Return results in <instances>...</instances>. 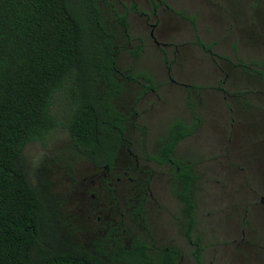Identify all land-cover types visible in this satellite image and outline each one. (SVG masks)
Returning <instances> with one entry per match:
<instances>
[{
    "label": "rangeland",
    "instance_id": "obj_1",
    "mask_svg": "<svg viewBox=\"0 0 264 264\" xmlns=\"http://www.w3.org/2000/svg\"><path fill=\"white\" fill-rule=\"evenodd\" d=\"M93 1L94 6L89 0H71L99 44H88L94 90L102 96L108 90L97 68L105 56L103 38L94 29L95 22H101L115 35L114 80L122 89L113 105L127 118L128 147L153 172L151 189L162 208L151 217L159 231L172 234L166 213L175 201L165 191L167 169L144 157L154 153L169 123L182 119L190 124L193 112L199 128L180 143L177 155L197 175L194 236L203 247L200 264H264V213H258L264 191H256V197L250 193L264 182V129H259L264 122V0H154L155 12L152 0ZM119 15L127 17V31L119 26ZM196 37L210 53L196 45ZM139 75L150 77L152 88L146 90L143 80L127 79ZM71 98L64 89L58 92L51 107L57 126L45 141L28 144L24 154L29 181L44 197L52 243L73 240V246L81 247L94 228L88 225L89 215L77 208L87 201L84 179L96 162L70 141ZM117 163L123 168L133 163L124 145ZM122 191L123 197L129 196ZM124 222L127 243L135 229L126 217ZM151 233L154 244L163 246L165 238L154 229ZM185 261L194 264L188 247Z\"/></svg>",
    "mask_w": 264,
    "mask_h": 264
},
{
    "label": "trees",
    "instance_id": "obj_2",
    "mask_svg": "<svg viewBox=\"0 0 264 264\" xmlns=\"http://www.w3.org/2000/svg\"><path fill=\"white\" fill-rule=\"evenodd\" d=\"M89 1L94 6V1ZM152 1L155 12L158 4ZM75 6L71 0H0V264H115L70 241L58 246L52 243L46 231L44 197L29 181L24 154L28 144L45 141L57 126L51 107L63 89L72 97L74 106L67 128L80 154L110 165L116 146L123 141L120 133L124 132L127 118L113 105L122 89L114 80L118 74L115 35L103 23L95 22L94 29L105 46L98 74L108 87L103 96L97 95L95 74L89 72L88 44H99L92 40L85 16ZM117 21L124 31L128 30L125 15H119ZM196 45L210 53L197 37ZM127 79L136 83L143 80L146 90L152 88L146 75ZM199 124L193 112L190 124L174 121L169 126L171 142L161 141L156 154L147 158L159 165L166 163L175 145L192 136ZM178 174L184 181L188 226L185 235L193 243L190 193L197 175L188 164L180 167ZM196 246L193 257L200 264L203 247L199 243Z\"/></svg>",
    "mask_w": 264,
    "mask_h": 264
},
{
    "label": "flooded vegetation",
    "instance_id": "obj_3",
    "mask_svg": "<svg viewBox=\"0 0 264 264\" xmlns=\"http://www.w3.org/2000/svg\"><path fill=\"white\" fill-rule=\"evenodd\" d=\"M139 14L144 16L142 12ZM190 113L192 118V112ZM179 120L186 123L182 119ZM126 122L127 119L125 125ZM259 125V129L263 130L264 122H261ZM169 126L170 123L163 136L158 139L154 153L146 155L144 159L147 163L167 169L168 180L165 181V191L168 197H172L175 201L174 205H172L173 203L170 204L169 211L166 213L168 216L167 220L173 228L172 234L170 236L161 234L156 224L157 221L154 217H151V215H160L162 208V204L157 202L151 189L153 172L145 165L140 164L137 156L128 147L130 146V142L126 137V127L124 126V132L120 133L123 141L120 145L116 146L112 163L108 165L102 160L97 162L94 160L96 163H93L91 174L84 179V185H86L84 194L87 201L85 200L84 202L83 200V208H77V211L81 215H89L87 217L88 225L94 228L92 235L86 239L88 241L81 246L84 250L105 261L110 262L114 260L115 264H186L185 253L188 247L194 264H197L193 253L198 249L196 243L200 244L201 239L194 236L197 229V202L194 192L196 181L192 185L190 193L193 203L192 215L194 217L191 231L192 238L194 239L192 243L186 239L185 235L188 226L186 203L183 196L184 181L178 174L180 167L184 165L177 155L178 147L185 139L175 145L172 155L167 159L166 163L159 165L147 158L156 154L157 150L161 147V141L164 140L166 143L171 142L172 132H169ZM123 145L126 149L128 160L133 162L132 165H128L130 168H127V166L123 168L122 165L117 163ZM188 165L191 166L190 164ZM128 171H130L131 175L128 174ZM122 177L125 179L124 181ZM122 183H124V186ZM123 188L129 196H122ZM258 190L264 191V182L262 184L259 183L257 187H251L250 193L256 197V191ZM155 202L156 206L153 209ZM260 203L262 206L258 208V213L263 215V196L260 197ZM125 217L130 221L132 228L135 229L132 234L134 239H131L127 243H124V239L128 236V230L124 228ZM153 229L161 237L165 238L163 246L157 247L154 244L157 241L151 233ZM70 242L74 243L73 240ZM136 243H142L144 246H136ZM120 259L122 262H119ZM127 259H129L128 262Z\"/></svg>",
    "mask_w": 264,
    "mask_h": 264
}]
</instances>
